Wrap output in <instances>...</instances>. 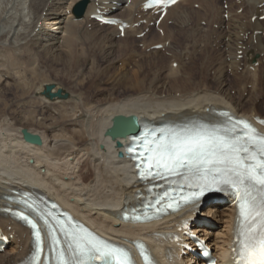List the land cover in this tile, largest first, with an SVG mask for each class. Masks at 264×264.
<instances>
[{
	"label": "bare ground",
	"instance_id": "1",
	"mask_svg": "<svg viewBox=\"0 0 264 264\" xmlns=\"http://www.w3.org/2000/svg\"><path fill=\"white\" fill-rule=\"evenodd\" d=\"M80 1L0 0V89L9 86V79L30 86L29 75L47 82L60 79L72 88L70 92L53 83L55 91L70 95L58 106L59 100L43 96L45 82L44 88L34 87L32 98L41 109L36 112L40 118H31L36 128L18 127V119L11 117L15 108L29 103L25 92L10 106L0 96V108L6 105L0 110V241L14 236L0 252V264H19L32 249L30 231L1 214L16 191L48 195L112 240L146 241L162 262L180 259V249L166 237L187 222L214 249L218 264L232 263L234 200L148 225L122 221L124 210L137 208L144 187L127 158L118 156L130 138L112 140L105 132L118 115L136 116L140 123H190L215 120L217 111L229 110L264 119L258 109L264 96V22L259 19L264 0H182L163 20V35L151 28L138 40L135 36L148 26L134 25L152 19L143 10L146 0H87L86 12L78 18L74 9ZM114 3L123 7L113 17L132 26L123 39H118L116 27L91 19L98 9L109 12ZM158 45L163 49L155 50ZM23 130L38 135L42 144L26 142ZM184 259L198 264L193 256Z\"/></svg>",
	"mask_w": 264,
	"mask_h": 264
},
{
	"label": "snow or ice",
	"instance_id": "2",
	"mask_svg": "<svg viewBox=\"0 0 264 264\" xmlns=\"http://www.w3.org/2000/svg\"><path fill=\"white\" fill-rule=\"evenodd\" d=\"M159 2L164 3L166 0ZM253 147L258 148L261 157H264V137H259ZM155 151L159 161L157 166L163 165L170 173L200 177L201 183L196 185L199 192L194 193L193 200L189 202H194L196 197L206 192L224 191V186H230L241 193L240 210L246 221H254L257 216L264 217V159L257 160L255 155L250 154L247 141L242 143L229 136L226 130L221 134L219 129H201L172 134L159 143ZM181 169L185 170L184 173L180 172ZM253 190H258L261 195L259 209ZM32 227L36 226L33 224ZM254 233L255 229L249 228V235L243 244L245 264H264V234L257 237ZM73 240L74 245H70L71 257L66 262L61 257V264H72V261L80 264L93 256L108 259L119 254L116 249L83 237H73ZM121 264H126V261Z\"/></svg>",
	"mask_w": 264,
	"mask_h": 264
},
{
	"label": "rangeland",
	"instance_id": "3",
	"mask_svg": "<svg viewBox=\"0 0 264 264\" xmlns=\"http://www.w3.org/2000/svg\"><path fill=\"white\" fill-rule=\"evenodd\" d=\"M194 8H195V6H193ZM225 8H226V6H225ZM200 9V6H199V8H198V10ZM240 12V14H241V11H239ZM169 24L170 25H172L173 24V22L172 21H170L169 22ZM203 24V26H207V23H205V22H203L202 23ZM206 24V25H205ZM139 25V24H138ZM187 28H188V26H186ZM138 28V27H137ZM217 28V27H216ZM141 35V34H140ZM139 36V35H138ZM136 37V36H135ZM144 38V37H143ZM141 46L142 45H139V44H137V47H139V48H141ZM215 48H216V46H214ZM240 59H242V57L240 58ZM255 63H257V62H254V64ZM256 66V65H255ZM7 68V67H6ZM10 67H8V69H9ZM17 68V67H16ZM10 70V69H9ZM8 70V71H9ZM10 71H12V70H10ZM213 74V73H212ZM211 75V74H210ZM228 75H229V83H231V80H232V72L231 71H229V73H228ZM231 75V76H230ZM31 77V75H29L28 76V80H30L31 79V81H29L30 82V86H25L24 84H23V82L21 83V85H17L16 84V82H14L15 80H11V79H9L10 80V82H8V83H10L9 84V86L7 85L6 87L4 86L3 88H1L0 89V96H2V97H4V98H2V97H0V98H2V100H5V102L7 103H5L7 106H10L11 104H13V102H15V99H18V97L19 98H21L22 97V95H23V92H25L26 93V96H24V100L26 101V102H29V103H27V106H25V107H22V108H15L14 109V112L12 113V115H11V117H13V118H16V119H18L17 121V126L18 127H21V126H25V127H34V128H36V123H35V118H33L34 119V121H33V119H31L32 117H35L36 115H37V117H39L40 116V114H38V113H36V112H38L37 110H41V109H39L40 107H39V103H37V100L36 99H33L32 98V93H35L34 91H35V88H37V87H39V86H41L42 84H43V88H44V86L46 85V84H55V85H57V86H60V87H62L63 89H66L67 91H72V88H70L71 87V85L69 84V83H67V82H63V81H61L60 79H56L55 80V78H52L53 80H50L49 82H47L46 80L44 81H42V79H36V75H32V77ZM33 78V79H32ZM8 80V81H9ZM33 80H35V83L38 85H36L35 83H34V81ZM37 80H39V82L37 81ZM12 81V82H11ZM37 81V82H36ZM14 82V83H13ZM19 82H21V80H19ZM32 82V83H31ZM42 82H45V85H44V83H42ZM34 84V85H33ZM59 84H61V85H59ZM62 84H64V85H62ZM24 86V87H23ZM16 87H18V88H16ZM33 87V88H32ZM35 87V88H34ZM5 88V89H4ZM10 88V89H9ZM23 90V91H22ZM28 90V91H27ZM18 91V92H17ZM33 91V92H32ZM263 91H264V89H263ZM17 93V94H16ZM30 95H28V94ZM232 94L235 96L236 95V91H232ZM4 95V96H3ZM17 95V96H16ZM20 95V96H19ZM35 96H38L37 94L35 95ZM179 96V95H178ZM246 96H247V94H246ZM39 97V96H38ZM32 98V99H31ZM12 99V100H11ZM7 100V101H6ZM11 101V102H10ZM48 101V100H47ZM31 102H33V103H31ZM58 103H57V105L59 106V102H61V101H57ZM9 103V104H8ZM48 103H51V102H48ZM3 103H2V108H0V110H2L6 105H4V107H3ZM32 105V106H31ZM34 105H37V106H34ZM258 109H259V111H260V113H261V115H263L264 116V96L261 98V100H260V103H259V107H258ZM17 112V113H16ZM28 112V113H27ZM34 112V113H33ZM40 112V111H39ZM26 114V115H25ZM16 115V116H15ZM20 115V116H19ZM25 116V117H24ZM41 117V116H40ZM39 117V118H40ZM21 119V120H20ZM24 121H25V123H24ZM20 122V123H19ZM27 122V123H26ZM32 123H33V125H32ZM35 123V124H34ZM26 124V125H25ZM29 124V125H28ZM35 125V126H34ZM218 207H220L221 208V206H218Z\"/></svg>",
	"mask_w": 264,
	"mask_h": 264
},
{
	"label": "water",
	"instance_id": "4",
	"mask_svg": "<svg viewBox=\"0 0 264 264\" xmlns=\"http://www.w3.org/2000/svg\"><path fill=\"white\" fill-rule=\"evenodd\" d=\"M84 8H85V4H80L76 9V14L78 16H82ZM54 89H55L54 85H47L45 87V91L43 92V96H45L49 100H54L56 98L60 100H65L69 97L68 94H64L62 89H59L56 93L53 92ZM113 122H114V127L109 129L106 133V135L112 137V139L115 140L117 138H123L129 135L136 134V130H134L135 125L138 122V119L136 117L117 116L114 118ZM124 125H127L129 128L125 131L120 130L119 128ZM23 134L27 142L36 145L42 144V141L39 136H35L31 134L27 130H24ZM118 146L120 147L121 145L118 144Z\"/></svg>",
	"mask_w": 264,
	"mask_h": 264
}]
</instances>
